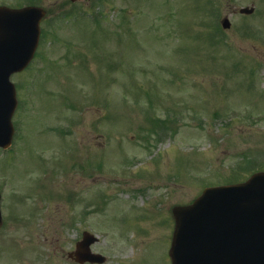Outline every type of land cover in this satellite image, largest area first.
<instances>
[{
  "label": "rangeland",
  "instance_id": "1",
  "mask_svg": "<svg viewBox=\"0 0 264 264\" xmlns=\"http://www.w3.org/2000/svg\"><path fill=\"white\" fill-rule=\"evenodd\" d=\"M210 1L40 0V55L12 77L15 153L0 154L8 212L36 222L21 257L74 264L90 230L104 264H170L173 206L264 168V0Z\"/></svg>",
  "mask_w": 264,
  "mask_h": 264
},
{
  "label": "water",
  "instance_id": "2",
  "mask_svg": "<svg viewBox=\"0 0 264 264\" xmlns=\"http://www.w3.org/2000/svg\"><path fill=\"white\" fill-rule=\"evenodd\" d=\"M44 15L41 7H0V146H9L14 133L17 98L10 75L31 61ZM223 26H230L227 18ZM173 212V264H264V172L245 183L207 188L193 205L175 206ZM95 240L84 236L80 248L86 260L102 259L90 251Z\"/></svg>",
  "mask_w": 264,
  "mask_h": 264
},
{
  "label": "flooded vegetation",
  "instance_id": "3",
  "mask_svg": "<svg viewBox=\"0 0 264 264\" xmlns=\"http://www.w3.org/2000/svg\"><path fill=\"white\" fill-rule=\"evenodd\" d=\"M1 176V175H0ZM7 183L6 179H0V190L3 191L4 188L2 187L3 184ZM3 189V190H2ZM9 192L3 194V201H2V210L0 212V254L3 252V249L10 250L16 257V261L6 259L2 261L0 259V264H47L49 262L48 257L45 255V252L41 249L35 248L31 256L34 260L35 257H42L44 259H35L34 263L33 260L27 261L24 257H21V254L18 253V243L20 240H26L24 236V232L22 233L23 228L30 227L32 232L36 231V222L34 220L28 221V218L25 216L24 218L17 212H8V200ZM20 215V216H19ZM28 224V225H26ZM7 241V243H5ZM46 256V257H45ZM7 257V256H5Z\"/></svg>",
  "mask_w": 264,
  "mask_h": 264
}]
</instances>
